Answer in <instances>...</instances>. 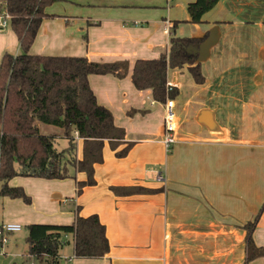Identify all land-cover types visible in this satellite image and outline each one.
Instances as JSON below:
<instances>
[{
	"label": "crops",
	"instance_id": "0c3cea01",
	"mask_svg": "<svg viewBox=\"0 0 264 264\" xmlns=\"http://www.w3.org/2000/svg\"><path fill=\"white\" fill-rule=\"evenodd\" d=\"M195 1L58 0L47 8L52 17L43 20L31 55L130 64L123 79H88L133 146L118 158L107 145L95 167L96 185L80 195L78 182L86 175L74 169L75 178L65 180L12 179L10 186L22 187L32 204L3 198L1 226L71 225L79 208L82 217L99 216L110 252L77 259L71 239L64 264H264V257L247 262L245 229L260 215L252 235L264 247V0H219L197 25L188 13ZM176 21L183 22L177 37L205 36L199 56L205 81L197 84L188 66L168 70V84L178 91L177 142L168 151L164 104L150 89H136L132 71L136 61L168 52ZM21 52L12 28L0 33V65L5 54ZM38 125L42 133L63 136L61 129ZM124 187L153 192L122 197L112 191Z\"/></svg>",
	"mask_w": 264,
	"mask_h": 264
},
{
	"label": "trees",
	"instance_id": "16d2710c",
	"mask_svg": "<svg viewBox=\"0 0 264 264\" xmlns=\"http://www.w3.org/2000/svg\"><path fill=\"white\" fill-rule=\"evenodd\" d=\"M12 15L11 28L22 52L17 56L5 54L0 65V197L21 199L26 205L32 198L22 187L10 186L16 177L45 180L75 178V173L86 175L78 182V192L96 185L95 167L104 161L108 145L116 157L124 158L133 144L126 142V131L114 123L110 110L100 105L89 84L90 75H112L123 79L129 74L127 61L101 63L83 57L31 55L32 48L44 19L52 17L47 8L58 0H1ZM219 0H196L188 5L189 23L202 24L203 17ZM183 22H173L168 52L158 59L138 60L132 71L136 89H150L155 101L165 104L175 99L177 89L168 92L169 69L188 66L197 84L205 78L199 63L200 49L205 36L177 37L176 30ZM63 130V136L42 133L39 125ZM59 138L68 140V147L58 150ZM82 143L81 158L77 159L78 141ZM117 196L150 194L142 187L113 188ZM264 212V206L261 210ZM260 215L245 226L247 231V262L264 257V247L253 240ZM2 227V226H1ZM0 227V228H1ZM28 255L39 264H59L64 245L73 240L77 259H102L110 252L106 228L98 215L82 217L77 209L71 225L31 224L27 226ZM0 241V247L2 246Z\"/></svg>",
	"mask_w": 264,
	"mask_h": 264
},
{
	"label": "rangeland",
	"instance_id": "374dc122",
	"mask_svg": "<svg viewBox=\"0 0 264 264\" xmlns=\"http://www.w3.org/2000/svg\"><path fill=\"white\" fill-rule=\"evenodd\" d=\"M164 6H166V4ZM66 145H67L66 140H63V138H59L56 147L58 150L61 151L64 149ZM0 190H1V182H0ZM33 191L37 192L36 188H34ZM3 198L5 197H0V227L2 225V222L4 221L2 212L7 207L6 203H4L3 201ZM71 208H73V204L69 203L68 205H66L67 210ZM27 236H28V230L27 227L25 226L22 227L21 231L7 235V242L3 244L2 247H0V264H35L34 260H31L27 257V253H28L27 251L28 245L26 242ZM68 240L70 243L64 245V247L61 250L60 253L61 257L59 259L60 264L65 263L66 260L64 255L67 254L68 250L70 251L71 238H69Z\"/></svg>",
	"mask_w": 264,
	"mask_h": 264
},
{
	"label": "built area",
	"instance_id": "2783aa9c",
	"mask_svg": "<svg viewBox=\"0 0 264 264\" xmlns=\"http://www.w3.org/2000/svg\"><path fill=\"white\" fill-rule=\"evenodd\" d=\"M11 21H12V15L7 9V4L4 2L2 4V1L0 0V33L7 30L11 27ZM168 92L175 89V86L171 83H167ZM164 127H165V134L163 143L166 147V149L169 151L174 144H176V128H177V119H176V113H175V107H174V99L168 98L167 101L164 104ZM160 181L163 180V178L159 175L158 178ZM22 226L19 224H13V223H7L4 224L0 228V241L2 244H5L7 242V235L15 232L21 231ZM68 260V259H65Z\"/></svg>",
	"mask_w": 264,
	"mask_h": 264
},
{
	"label": "water",
	"instance_id": "95a60500",
	"mask_svg": "<svg viewBox=\"0 0 264 264\" xmlns=\"http://www.w3.org/2000/svg\"><path fill=\"white\" fill-rule=\"evenodd\" d=\"M200 51H202V46H201V49H200ZM207 113H204L203 114V118H204V120H206L207 119V115H206Z\"/></svg>",
	"mask_w": 264,
	"mask_h": 264
}]
</instances>
